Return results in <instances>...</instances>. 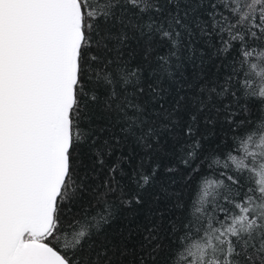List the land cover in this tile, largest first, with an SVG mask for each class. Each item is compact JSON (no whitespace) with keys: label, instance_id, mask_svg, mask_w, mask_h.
I'll return each mask as SVG.
<instances>
[{"label":"snow or ice","instance_id":"snow-or-ice-1","mask_svg":"<svg viewBox=\"0 0 264 264\" xmlns=\"http://www.w3.org/2000/svg\"><path fill=\"white\" fill-rule=\"evenodd\" d=\"M0 264H264V0H0Z\"/></svg>","mask_w":264,"mask_h":264}]
</instances>
